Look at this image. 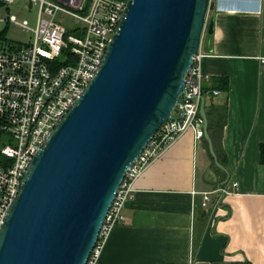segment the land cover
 <instances>
[{
  "label": "water",
  "instance_id": "obj_1",
  "mask_svg": "<svg viewBox=\"0 0 264 264\" xmlns=\"http://www.w3.org/2000/svg\"><path fill=\"white\" fill-rule=\"evenodd\" d=\"M210 0H131L103 65L34 155L0 228V264H86L128 168L187 96ZM204 138L218 168L208 129ZM203 179L218 181L208 167Z\"/></svg>",
  "mask_w": 264,
  "mask_h": 264
},
{
  "label": "crops",
  "instance_id": "obj_2",
  "mask_svg": "<svg viewBox=\"0 0 264 264\" xmlns=\"http://www.w3.org/2000/svg\"><path fill=\"white\" fill-rule=\"evenodd\" d=\"M258 6V0H214L208 14H215L214 31L201 41L203 72L229 79L228 91L205 94L206 105L228 102L217 138L225 170L213 166L206 139L197 140L193 128L177 136L135 180L134 197L97 264H264V13ZM208 167L219 182L229 178L221 185L229 191L212 194L203 208L202 192L218 187L204 181Z\"/></svg>",
  "mask_w": 264,
  "mask_h": 264
},
{
  "label": "built area",
  "instance_id": "obj_3",
  "mask_svg": "<svg viewBox=\"0 0 264 264\" xmlns=\"http://www.w3.org/2000/svg\"><path fill=\"white\" fill-rule=\"evenodd\" d=\"M26 1L30 8L38 4L35 25L14 15L10 21L29 31L30 41L19 47L0 45V128L6 135L0 147V228L34 155L99 73L131 0ZM0 2L12 5L18 0ZM212 4L210 0L208 14ZM258 4L257 11L264 13V0ZM203 57L199 49L186 72L187 96H182L183 104L177 106L180 112L166 119L128 168L86 264L98 263L110 230L124 219L123 208L134 197V182L145 167L189 128L195 130L197 140L204 138L200 107L211 77L202 70ZM212 93L219 95L221 91L213 89ZM238 185L232 182L233 188ZM227 191L218 186L202 192V207L208 206L212 194Z\"/></svg>",
  "mask_w": 264,
  "mask_h": 264
},
{
  "label": "trees",
  "instance_id": "obj_4",
  "mask_svg": "<svg viewBox=\"0 0 264 264\" xmlns=\"http://www.w3.org/2000/svg\"><path fill=\"white\" fill-rule=\"evenodd\" d=\"M0 5H1V2H0ZM208 21H209V18L207 20V23H208ZM206 31H207V28H206L205 32ZM4 33L5 32L3 31L2 34H0V43L4 39ZM213 89H219L220 91H228L229 90V79H228V77L227 76L211 77V82L208 85H205L204 92H205V94L208 92L212 93ZM176 108L177 107H175V109ZM205 108H206V113H207V117H208L209 133L213 139V143H214V147H215L218 159L223 164V166L225 167L226 159L224 157H222V154H221L222 150H220L218 147L217 138H218V135L221 134V132H222V130H223V128L227 122L228 102L225 101L221 105H216V104L210 102L209 104L205 105ZM175 109L173 110V114H174ZM3 144H4V142L2 141L0 144V147ZM204 145H205L209 155L213 159V166H216L214 163V158H213V156L210 152V149H209V144L206 140H204ZM260 151H261V162L264 164V142H262L260 145ZM219 170H223V169H219ZM198 245H199V240L197 239L195 241V248H197ZM233 264H251V263L249 261H244V262L236 261V262H233Z\"/></svg>",
  "mask_w": 264,
  "mask_h": 264
},
{
  "label": "rangeland",
  "instance_id": "obj_5",
  "mask_svg": "<svg viewBox=\"0 0 264 264\" xmlns=\"http://www.w3.org/2000/svg\"><path fill=\"white\" fill-rule=\"evenodd\" d=\"M38 12V4L33 5L31 8L26 0H18L17 3L12 5H6L1 3L0 5V34L4 31V39L0 45L5 44L7 46L19 47L30 41L31 33L24 30L15 22L10 21L11 16H16L19 21L27 19L31 26L36 23V16ZM5 19V20H3ZM71 24V22L69 21ZM72 25V24H71ZM177 114V108L174 111ZM6 138L0 128V144Z\"/></svg>",
  "mask_w": 264,
  "mask_h": 264
}]
</instances>
